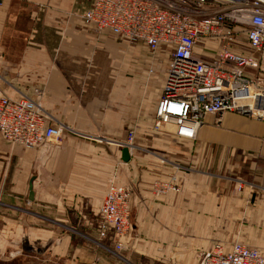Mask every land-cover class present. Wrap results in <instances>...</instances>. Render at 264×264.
<instances>
[{
    "label": "crops",
    "instance_id": "1",
    "mask_svg": "<svg viewBox=\"0 0 264 264\" xmlns=\"http://www.w3.org/2000/svg\"><path fill=\"white\" fill-rule=\"evenodd\" d=\"M92 3L4 0L0 6L5 93L17 99L41 89L53 123L72 130L35 149L0 138L5 212L0 253L7 252L12 262L29 247L43 255H26L25 261L38 264H198L200 254L216 244L230 250L241 242L264 250V122L233 113L220 121L207 115L196 141L156 132L160 97H145L146 46L129 47L85 24ZM197 53L204 60L210 55L205 49ZM126 59L136 63L134 75L127 74ZM130 129L136 138L126 163L123 145ZM208 147L229 154L233 170H248L247 177L236 176L241 191L238 184L209 175ZM215 168L223 169V160ZM32 180L34 201L29 200ZM112 181L133 190L132 232L118 255L89 240H97ZM167 185L177 191H162Z\"/></svg>",
    "mask_w": 264,
    "mask_h": 264
},
{
    "label": "built area",
    "instance_id": "2",
    "mask_svg": "<svg viewBox=\"0 0 264 264\" xmlns=\"http://www.w3.org/2000/svg\"><path fill=\"white\" fill-rule=\"evenodd\" d=\"M83 19L153 53L171 51L155 109L157 132L170 127L177 139L195 141L207 115L233 113L264 122V0H93ZM208 41L218 49L204 60L197 48L208 50ZM253 70L257 78L248 74ZM43 93L35 89V98L12 99L0 84V134L12 145L35 149L72 132L53 123L42 106ZM133 140L130 133L123 146L131 147ZM132 193L112 181L100 209L98 238L112 243L113 251L100 246L116 255L127 249L124 238L132 232ZM198 264H264V251L216 244L200 254Z\"/></svg>",
    "mask_w": 264,
    "mask_h": 264
},
{
    "label": "rangeland",
    "instance_id": "3",
    "mask_svg": "<svg viewBox=\"0 0 264 264\" xmlns=\"http://www.w3.org/2000/svg\"><path fill=\"white\" fill-rule=\"evenodd\" d=\"M243 40H244V37L241 36L240 41L243 42ZM128 45H129V47H132L133 46L132 44H129V43H128ZM209 46L210 47L207 50V52H209L210 55H209V58H207V60H210V58H212L214 56V53L218 49V47L216 46V44H214V45L212 44V45H209ZM142 48H143V51H142L143 54H142V57L141 58H142L143 65L141 67V71H142L143 77L145 79V86H144L145 87V97L146 98H151L152 100H154L156 98V95H158L161 98L162 89H163V87L165 85L166 78H167L168 62H169L170 52L171 51L166 50V49H163L162 51H159L157 53H153L148 48H146L144 46H142ZM197 50L199 51V50H203V49L201 47H198ZM134 64H136V63L135 62H132L130 59H126L125 60V69H126L127 74L134 75V73H136L135 72L136 67H135ZM137 67H140V66L137 65ZM248 74L252 75L254 78H257L259 76V73H258L257 70L250 71ZM24 97H27V96H24ZM33 98H35L34 91H33ZM17 99H19V98H17ZM146 107H148V102L147 103L145 102V108ZM245 117H247V116H245ZM217 120L220 121L221 118H217ZM254 120H256V119H254ZM154 121H155V119H154ZM154 130H155V128H154ZM130 133H133L134 134V140H133V144H134V141H135V138H136V131L134 129H130L128 131V134H127V142H128V136H129ZM159 133L173 135V130L170 127H165L163 129V131H159ZM0 138L4 142H7L10 145H12L10 142H8L6 139H4L1 134H0ZM196 140H198V139H196ZM133 144H132V146H133ZM208 148L209 149H208V153H207L206 158H207L209 164L211 163V165L208 166V168H207V172L209 173V175H212L214 177L215 176H222L226 181L231 182V183L234 182L235 185L238 184L239 187H240V181H238V178L236 176L238 174H242L243 176H246L247 177L248 176V170L246 168H241V169H238L237 168V169H234L233 170L231 168L232 167V164H233V161H232V157L229 154H223L222 155L219 152H216V149L214 147H213V149H210V147H208ZM221 160H223L224 168L223 169H220V170H217L215 168V164H216V162H219ZM168 161H167V163H170V161L169 162ZM172 190L177 191L176 186H174V185H167V186L164 187V189H162V191H172ZM0 204H2V203H0ZM3 213H5V212L0 207V216H2ZM2 229H3V226L0 225V231ZM0 236H1V234H0ZM89 240H90V242H94L98 246H100V244H103V245L107 246L109 249H111V251H113V247L112 246H109V245H106L105 242H101L99 240L98 236H97V240H94L93 238H91ZM236 243H241V242H236ZM241 244L246 245L244 243H241ZM249 247H251V246H249ZM262 251H264V250H262ZM38 252H39V254H38ZM2 253L3 254L0 253V264H30V263H34V262H35V264H38V261L33 260V259H30L28 261H25V258L24 257L26 255H28V256H31V257L37 256L38 258H40L39 256L42 257V255H43L42 252L39 251V250L33 252V249H31L29 247H26L25 250L22 252L23 258L21 256V259H19L20 258L19 257L20 255H17L16 260H12V262H9L8 261L9 256H8L7 252H2ZM112 254H114V253H112ZM142 264H154V263H151L150 261H144V262H142Z\"/></svg>",
    "mask_w": 264,
    "mask_h": 264
},
{
    "label": "water",
    "instance_id": "4",
    "mask_svg": "<svg viewBox=\"0 0 264 264\" xmlns=\"http://www.w3.org/2000/svg\"><path fill=\"white\" fill-rule=\"evenodd\" d=\"M125 148L123 149V159L127 163L130 160V151L127 146H124ZM29 200L34 201V192H33V180L30 184V193H29Z\"/></svg>",
    "mask_w": 264,
    "mask_h": 264
}]
</instances>
